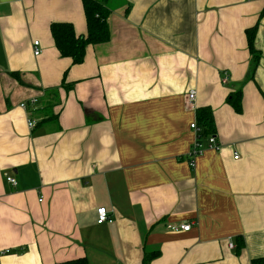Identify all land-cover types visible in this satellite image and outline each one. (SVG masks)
Wrapping results in <instances>:
<instances>
[{"label":"crops","instance_id":"0c3cea01","mask_svg":"<svg viewBox=\"0 0 264 264\" xmlns=\"http://www.w3.org/2000/svg\"><path fill=\"white\" fill-rule=\"evenodd\" d=\"M263 6L121 0L109 40L72 64L50 24L86 34L82 0H0V264H143L152 251L146 264H264L253 263L264 257ZM256 23L251 74L245 30ZM200 107L220 147L192 169ZM99 206L110 221L97 223Z\"/></svg>","mask_w":264,"mask_h":264},{"label":"trees","instance_id":"16d2710c","mask_svg":"<svg viewBox=\"0 0 264 264\" xmlns=\"http://www.w3.org/2000/svg\"><path fill=\"white\" fill-rule=\"evenodd\" d=\"M112 0H82L83 10L86 20L87 31L86 34L77 35L74 27L68 22H53L50 24V33L54 41V45L63 57H69L72 64H79L83 62L86 47L99 43H105L109 40L110 30L108 25V17L112 11ZM264 16V6L259 14V19ZM257 24L245 30L247 37V45L250 53V73L252 74L258 64L260 58L259 51L254 46V37L257 29ZM12 75L18 78L16 73ZM65 89H70L71 84L62 82ZM47 91L56 92L57 88H50ZM227 102L233 107L235 112L241 111V91L230 93L227 97ZM52 105V104H51ZM48 107V103L45 104ZM198 124L203 127L204 135L213 134L215 125L212 111L209 107H200L196 111ZM158 251L144 252L143 264L149 262L152 258L157 256ZM255 262H263L264 257L254 259ZM54 264H87L85 258H78L61 263Z\"/></svg>","mask_w":264,"mask_h":264},{"label":"built area","instance_id":"2783aa9c","mask_svg":"<svg viewBox=\"0 0 264 264\" xmlns=\"http://www.w3.org/2000/svg\"><path fill=\"white\" fill-rule=\"evenodd\" d=\"M33 53L34 55H38L40 53V43L39 40L33 41ZM227 75L222 77V83H225L227 81ZM194 98H195V91L189 90L187 92V105L189 107H194ZM36 99H31V103H35ZM20 106L25 107V103H20ZM27 124L29 127H33L35 124V121L33 119H28ZM190 129L193 131L194 139L189 147V150L187 152V161L189 166L193 169L195 167V160L201 156L206 149H219L220 145L218 141L216 140L214 134L204 135L203 133V127L198 124L197 120H193L190 123ZM206 139V141H205ZM238 155L234 153V158H237ZM4 178L12 186L16 185V179L14 176L8 172L4 173ZM42 198H39L41 200ZM97 212V223H104L106 221H110V216L108 214V210L105 206H99L96 210ZM190 224H180V225H169L168 229L170 231L178 232V231H186L189 230Z\"/></svg>","mask_w":264,"mask_h":264},{"label":"rangeland","instance_id":"374dc122","mask_svg":"<svg viewBox=\"0 0 264 264\" xmlns=\"http://www.w3.org/2000/svg\"><path fill=\"white\" fill-rule=\"evenodd\" d=\"M121 0H112L111 1V6H117L118 4H120Z\"/></svg>","mask_w":264,"mask_h":264}]
</instances>
